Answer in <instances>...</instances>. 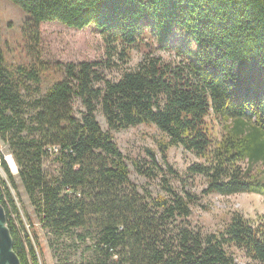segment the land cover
<instances>
[{
	"label": "trees",
	"instance_id": "16d2710c",
	"mask_svg": "<svg viewBox=\"0 0 264 264\" xmlns=\"http://www.w3.org/2000/svg\"><path fill=\"white\" fill-rule=\"evenodd\" d=\"M10 1L28 17L22 38L31 62L10 68L0 49V138L41 227L93 236L99 255L87 264H238L233 248L251 264H264V215L251 221L235 214L219 233L193 230L198 195L177 190L166 177L163 195H141L112 133L155 125L164 135L157 143L162 164L178 180L168 160L172 147L200 160L187 174L205 179L203 194L264 196V0ZM47 22L77 30L95 25L108 61L58 63L63 80L43 93L53 70L41 52ZM147 31L182 59L151 51L109 79L105 70L119 68L116 57L128 64ZM178 36L182 43L174 45ZM149 154V173L136 166L151 178L163 169L158 173L157 153ZM51 156L59 169L48 179L43 165ZM0 161L10 181L0 179V205L14 251L21 264H46L35 221L26 212L25 223L16 205L18 184L1 151Z\"/></svg>",
	"mask_w": 264,
	"mask_h": 264
},
{
	"label": "rangeland",
	"instance_id": "374dc122",
	"mask_svg": "<svg viewBox=\"0 0 264 264\" xmlns=\"http://www.w3.org/2000/svg\"><path fill=\"white\" fill-rule=\"evenodd\" d=\"M27 18V15L13 2L0 0V49L4 52L6 63L10 68L31 62L24 49L22 38V27ZM41 30L43 36L42 59L53 66V70L44 77L43 93H46L55 82L63 80L64 75L55 69L58 63L105 62L109 59L106 54V44L95 25L83 30H77L58 22H47L42 24ZM180 43L178 36V40L174 45H179ZM151 51L156 56H162L170 61L182 59L178 56L179 53L175 47L159 48L155 37L147 31L140 47L131 50L129 63L122 64L116 57V61L120 63V69L118 67L106 69V76L109 79L118 80L125 70L135 68L144 56ZM75 109L78 115L83 111L78 101L75 103ZM98 120L103 130L109 131L106 120L100 112L98 113ZM112 133L119 149L127 159L131 171V181L138 187L141 195H151L152 197L163 195L162 185L164 177L177 190H191L198 195V202L192 206L193 213L189 220L193 230L202 231L205 234L219 233L229 225L235 214L243 215L251 221H257L264 215V196L260 194L243 193L232 196L203 194L202 192L206 188L205 179L201 176L190 177L187 174L188 168L200 160L193 153L185 151L182 147H172L168 152L170 165L178 175L183 177V180L175 178L169 173L168 168L162 164L157 143L159 140L164 139V135L155 125H140L117 132L112 131ZM0 151L18 184V190L12 189V194L20 213L25 223H27L26 212L35 221L34 229L44 249V262L46 264H87L95 260L99 253L94 249L96 243L94 237L89 236L85 240L80 238L86 235V231L74 230L69 234L54 235L41 227L18 176L17 171L19 169L17 166L14 168L9 162V157L13 158V156L8 145L3 143L1 138ZM149 151L157 153V164H160V167L156 166L158 173L160 168L163 169L158 176L151 178L141 175L136 166V164H139L146 172L149 173L151 171L153 163ZM54 159V156H51L44 161L43 168L48 179L58 175L59 164ZM0 179L10 184L1 161ZM27 228L30 231V225H27ZM231 253L238 264L252 263L245 257L243 252L236 248H233Z\"/></svg>",
	"mask_w": 264,
	"mask_h": 264
},
{
	"label": "water",
	"instance_id": "95a60500",
	"mask_svg": "<svg viewBox=\"0 0 264 264\" xmlns=\"http://www.w3.org/2000/svg\"><path fill=\"white\" fill-rule=\"evenodd\" d=\"M0 264H21L19 256L14 251V240L8 226L6 209L2 205H0Z\"/></svg>",
	"mask_w": 264,
	"mask_h": 264
},
{
	"label": "bare ground",
	"instance_id": "6f19581e",
	"mask_svg": "<svg viewBox=\"0 0 264 264\" xmlns=\"http://www.w3.org/2000/svg\"><path fill=\"white\" fill-rule=\"evenodd\" d=\"M8 160H9V162L11 163V165L15 168V167H16V164H15L13 158H12V157H9Z\"/></svg>",
	"mask_w": 264,
	"mask_h": 264
}]
</instances>
